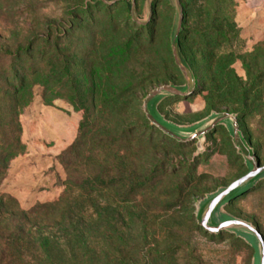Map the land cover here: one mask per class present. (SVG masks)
<instances>
[{"label": "rangeland", "instance_id": "1", "mask_svg": "<svg viewBox=\"0 0 264 264\" xmlns=\"http://www.w3.org/2000/svg\"><path fill=\"white\" fill-rule=\"evenodd\" d=\"M212 114L264 166V0H0V264H253L197 217L248 173ZM223 211L264 235V178Z\"/></svg>", "mask_w": 264, "mask_h": 264}, {"label": "water", "instance_id": "2", "mask_svg": "<svg viewBox=\"0 0 264 264\" xmlns=\"http://www.w3.org/2000/svg\"><path fill=\"white\" fill-rule=\"evenodd\" d=\"M106 1L111 3L115 0ZM174 53L175 57H177L180 62V65L187 70V74H190L189 69L180 58L178 45L174 47ZM170 88L181 93L187 91V88L185 87L177 88L171 86ZM161 94L162 93L159 91L152 94L147 99L146 109L153 123L173 133V129L176 127H174L171 123L166 122L155 107L161 97ZM152 107L154 113H152ZM216 124H225L228 128L235 146L245 159L248 173L229 186L220 189L212 195H209L198 204L197 217L199 223L209 233L219 234L221 232H230L235 234L237 237L244 239L254 250L253 264H264V235L251 223L236 218L223 211V207L226 204L231 202L236 197L247 193L255 186L257 181L264 178V166H260V162L255 158V152L249 146L240 131L236 115L212 114L206 121L201 123V130L204 131L203 128L208 126L212 127ZM195 128V126L192 127L193 130ZM199 137V146L201 147V141L204 140V136L199 134Z\"/></svg>", "mask_w": 264, "mask_h": 264}, {"label": "trees", "instance_id": "3", "mask_svg": "<svg viewBox=\"0 0 264 264\" xmlns=\"http://www.w3.org/2000/svg\"><path fill=\"white\" fill-rule=\"evenodd\" d=\"M108 1H112V0H108ZM1 184V181H0ZM6 196L5 192L0 188V198H4Z\"/></svg>", "mask_w": 264, "mask_h": 264}]
</instances>
